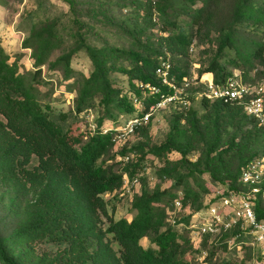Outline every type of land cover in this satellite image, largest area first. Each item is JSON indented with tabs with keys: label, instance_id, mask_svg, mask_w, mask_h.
<instances>
[{
	"label": "trees",
	"instance_id": "1",
	"mask_svg": "<svg viewBox=\"0 0 264 264\" xmlns=\"http://www.w3.org/2000/svg\"><path fill=\"white\" fill-rule=\"evenodd\" d=\"M62 1L69 9L52 13V2L45 7L38 0L17 25L25 33L21 46L30 49L31 68L20 70V55L0 44V197L16 219L8 234L0 232V264H201L194 253L210 264H238L236 248L249 245L247 235L240 233L228 248L234 234L229 230L217 241L204 236L201 247H194L183 225L190 214L171 223L168 209L180 191L184 205L199 209L216 184L242 187L243 167L264 156V125L238 101L199 97V110L192 97L187 105H174L159 143L150 141V117L136 126L141 138L120 152L137 157L121 169L114 168L116 155L106 156L117 134L103 126L120 114L142 115L157 101L158 93L144 94L137 82L171 92L156 74L160 59L169 58L176 80L191 74L187 55L198 30L206 37L214 31L212 52L200 62L198 76L210 71L215 82H224L235 75L228 63L252 66L264 51V0H123L128 9L121 16L101 6L109 0H86V8L78 0ZM154 9L166 34L151 31ZM104 31L123 41H110ZM82 53L88 73L73 63ZM117 71L127 75L126 89L115 84ZM59 72L75 92L68 110L52 105L50 73ZM242 73L248 79L244 67ZM134 96L142 99L141 109ZM170 151L179 156L170 157ZM154 158V174L170 179L168 186L147 184L144 169ZM126 173L142 181L131 198L134 214L115 219L102 193H122ZM253 208L264 220L260 195ZM101 216L108 218L104 228ZM143 237L149 243L142 244ZM39 241L55 245L54 253L36 252ZM220 248H228L227 254L213 260Z\"/></svg>",
	"mask_w": 264,
	"mask_h": 264
},
{
	"label": "rangeland",
	"instance_id": "2",
	"mask_svg": "<svg viewBox=\"0 0 264 264\" xmlns=\"http://www.w3.org/2000/svg\"><path fill=\"white\" fill-rule=\"evenodd\" d=\"M37 1L38 0H0V44L4 47V49L10 53L14 54L17 52L20 55V59L18 61L20 65V70H23L24 68H31L32 67V58L30 57V49L24 48L21 46V41L24 36V32L22 30L17 29V25L20 22L21 18L28 12L32 11L37 7ZM81 1L82 7H87L86 0H78ZM128 1V0H125ZM49 2H52L54 5H49ZM118 2V3H115ZM123 2V0H109L104 3H102L101 6H103L105 9H108L107 11L110 13H116L118 16H121L125 14L126 10L128 9L126 6H121L120 4ZM49 5L51 8L52 13L58 12L59 10H68V4L65 3L62 0H45V7ZM84 19L87 18L86 15H83ZM152 19L154 21V25L151 27V31L156 35H163L166 34L165 31H161L160 26V18L157 13V11L154 9ZM199 32L195 33V37L193 41L191 42L188 50V61L190 62V73L192 75H196L198 73V67H200V62L203 60H206L209 55L212 52V47L214 46V43L210 42V37L213 36L214 31L211 30L209 33V36L206 37L203 34H199ZM106 32L108 39L112 42H122V38H117L115 35L109 33V31ZM108 32V33H107ZM167 56L170 55V52L166 51ZM234 50L229 49L228 55H234ZM54 56V55H53ZM264 51L262 52L261 58H256L254 61L255 63L252 66H248L247 64L239 65V66H233L232 64L228 63L227 66L233 71V73L236 75L237 78L242 79L243 81L248 82H259L264 81ZM74 65L80 69H82L85 73H88V70L90 68V62L88 60V57L82 53L80 55H77L74 57L73 61ZM243 67L247 70L249 77L248 79H243ZM44 72H48L46 66L43 67ZM51 72V71H49ZM51 74V82L50 85L53 87V100L52 105L55 110H68L73 105V98L75 95L74 91H70L66 87V80L62 79V75L59 72L58 76ZM47 76V74H45ZM114 75L118 79L115 84L117 86H122L123 89L127 88V75L125 73L121 72H115ZM202 76L206 78H213V74L210 71H203L201 73ZM194 107L200 110L199 100L197 98L194 99L192 102ZM177 104V102H174L170 106L166 107H159L154 108L151 110L150 113V119H149V136L150 141L153 143H159L166 135V132L169 128V119L171 116V111L174 107V105ZM180 106H184L182 103H179ZM134 106L136 108H141L142 104L140 102L134 101ZM92 118L91 112L87 114V120L89 121ZM129 117H126L125 114L118 115V119L112 121L108 120L107 126H111L112 132H116V139L114 141L113 146L111 147L108 155H116L117 159H120L119 162L115 165V169H121L127 162H130L131 160H135L137 157V154L132 151V156L125 160L123 156L125 153H121L120 149L122 147H130L132 144H134L137 140L141 138L140 133L138 130L133 131H125L121 130L123 129V125H126V121ZM111 121V122H110ZM85 122L83 123L84 126ZM120 129V130H116ZM118 132H122L118 135ZM131 152V151H128ZM127 153V152H126ZM197 152L194 151L190 153V156L195 158ZM169 156L172 158H176L179 156L178 152H169ZM264 156L260 157L263 158ZM32 162H36L34 159ZM158 166V160L156 158L153 159L144 169L143 175L146 177L147 184L152 187L154 184H160L161 186H168L170 184V179H161L158 178L154 174L155 167ZM138 175V174H136ZM207 179L209 177L205 175ZM131 177L126 173L124 175V182L122 186L126 185L128 189L124 190L122 193L119 192V189L113 190V191H105L102 193L103 197L107 200V208L108 213L115 219L126 216L130 218L134 212L131 209V198L133 193H135L137 190L140 189L141 185V177L138 175V182L131 184L129 182V179ZM126 179V180H125ZM264 181V180H263ZM264 201V200H263ZM171 209L169 211L168 220L171 222L175 218V214H179L175 211H172ZM101 222L100 225L103 226V228L108 224V218L106 216H101ZM16 219L9 213L6 205L5 200H3L0 197V232L2 234H8L12 227L15 224ZM110 236V234H108ZM247 239H249L247 237ZM142 244L149 243V239L147 237H143L141 239ZM250 245V244H249ZM247 244H244L241 247L236 248L237 251L235 252L234 258L236 259V262L238 264H256L255 263V256L257 255L258 251L255 248V246L251 245L249 246ZM113 248H116V243L113 241L112 243ZM232 246V243L228 244V248ZM247 246V247H246ZM35 251L45 252L48 254H52L55 251V245L47 243L45 241H39L35 243L34 245ZM228 248H220L215 256L213 257V260H219L221 259L225 254H227ZM196 256V263L201 264H210L209 261L204 262L202 261L204 254L200 253H194Z\"/></svg>",
	"mask_w": 264,
	"mask_h": 264
},
{
	"label": "built area",
	"instance_id": "3",
	"mask_svg": "<svg viewBox=\"0 0 264 264\" xmlns=\"http://www.w3.org/2000/svg\"><path fill=\"white\" fill-rule=\"evenodd\" d=\"M171 68L170 60L166 57L160 59L155 70L160 83L171 88V92L165 93L159 84L137 82L144 94L158 93L159 98L142 115L130 116L121 130L133 131L137 125L146 123L154 108L170 106L174 102L187 105L192 97L238 101L242 104L246 114L264 125V81L251 83L233 75L224 82H215L213 78L208 79L197 74L184 75L180 80H176L171 73ZM133 101L140 102L143 107L142 99L134 96ZM107 125L103 126L104 132L111 130V127ZM116 130L120 129L116 128ZM121 133L119 132L118 135ZM131 156L132 153H127L123 158L128 160ZM263 180L264 157L250 161L243 167L240 176L242 187L235 189L226 183L216 184L211 191L205 194L203 205L199 209H193L189 204L184 205L180 191L174 198L173 207L168 209V215L171 209L179 213L175 214L171 223L175 222L177 216L190 214L189 221L183 225L189 230L190 240L194 247H201L204 236H207L208 242L217 241L225 232L234 230V234L228 239L230 244L243 232L249 238L244 241L255 246L258 251L254 258L255 263L264 264V220L256 217L253 208L259 195L264 200ZM129 182L131 184L138 182V175L132 176ZM123 187L124 190L128 189L126 185Z\"/></svg>",
	"mask_w": 264,
	"mask_h": 264
}]
</instances>
